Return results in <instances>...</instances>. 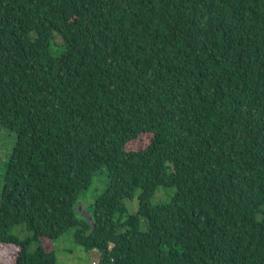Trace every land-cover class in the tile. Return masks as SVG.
Masks as SVG:
<instances>
[{"label":"trees","instance_id":"1","mask_svg":"<svg viewBox=\"0 0 264 264\" xmlns=\"http://www.w3.org/2000/svg\"><path fill=\"white\" fill-rule=\"evenodd\" d=\"M0 128L12 264H264V0H0Z\"/></svg>","mask_w":264,"mask_h":264},{"label":"rangeland","instance_id":"2","mask_svg":"<svg viewBox=\"0 0 264 264\" xmlns=\"http://www.w3.org/2000/svg\"><path fill=\"white\" fill-rule=\"evenodd\" d=\"M15 141V134L0 128V192L3 186V174L5 171L4 162L8 158L9 151L12 149ZM147 142L146 137H141L129 144V149H139L142 148ZM104 180L102 177H95L92 179V184L81 196L78 203L75 205V217L79 221L90 222L92 218V208L95 199L102 193L104 189ZM169 196L172 195V191L167 190ZM163 194V189H158L151 199V204H155L158 201H165ZM129 214H135L137 212V199L133 198L132 201L125 202ZM75 229H69L65 234H63L58 239L45 242V250H50L53 247L55 254L56 264H98L99 253L95 250L86 251L83 247L74 243L73 232ZM11 234L17 238L24 240L30 236V233L26 232L24 228L17 227L12 229ZM53 244V245H52ZM36 245L32 244L30 250L33 251ZM14 248L1 247L0 246V264H12L14 259Z\"/></svg>","mask_w":264,"mask_h":264}]
</instances>
